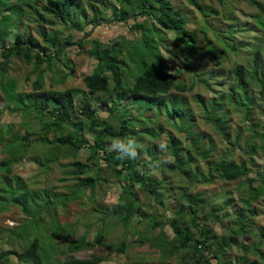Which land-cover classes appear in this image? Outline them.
<instances>
[{
	"label": "trees",
	"instance_id": "obj_1",
	"mask_svg": "<svg viewBox=\"0 0 264 264\" xmlns=\"http://www.w3.org/2000/svg\"><path fill=\"white\" fill-rule=\"evenodd\" d=\"M79 1L0 0V104L3 105L0 117L7 109L22 119H31L23 120L25 132L22 133L15 130L16 125L2 123L0 118V212L12 205L18 207L25 218L21 227L8 233L12 249L0 251V264L7 263L10 256H15L21 264H101L109 260L111 254L127 255L131 243L155 249L158 256L154 264H262L263 228L258 229L259 241L252 243L251 249L247 244H237L236 239L251 234V219L261 210H257L255 204L264 195V167L258 172L255 166L256 153L263 151L264 133L254 125V102L252 96H247L248 87L256 84L258 98L264 105V72L260 62L264 49V6L247 0L259 10L251 16L255 32L257 29L261 33L250 45V38L243 34L254 33L253 28L238 27L239 19L232 16L237 9H233L232 15H226L225 0H216L222 12L205 1L185 0L195 9L198 19L187 6L185 11L170 0H115L122 8L114 5L109 9L111 20L127 25L133 38L122 35L120 41L103 45L98 39L88 38L89 34L81 27L77 14ZM89 1L93 12L90 23L98 26L101 14L93 3L98 2L104 8L107 5L103 0ZM211 14L219 15L222 22L228 23L218 25L210 18ZM30 16L41 41L25 34L27 28L20 27L23 18ZM58 25L63 26L66 35L57 29L48 33ZM44 27H48L47 33ZM83 30V37L87 36L85 39L92 44L88 55L96 60V66L82 79L88 94L75 98L77 89L57 91L46 87L45 75L54 69V74L60 75V81L55 83H64L74 73L68 48L88 43L84 38L77 40V34ZM238 32L240 38H235ZM229 53L236 59L252 57V61L245 66L234 61L226 70L224 64ZM11 58H19L32 66L31 75L37 76L32 93L21 90L16 78L8 74ZM195 86L216 91L207 102L196 94L195 102L205 120L222 137L223 145L229 147L217 160L211 157L213 145L194 129L195 124L187 114L189 107L183 94L191 92ZM217 87H221V91H217ZM173 91L172 97H166ZM94 94L105 95L102 104L111 103L108 112L115 116L113 127L101 120V104L93 99ZM123 102H129L138 115H132L126 108L120 109ZM231 112H240L247 123L245 130L235 131L233 139L227 129ZM161 116L181 135V141L173 137L169 140L167 147L174 159L171 163L160 164L155 144L138 146L145 137H160ZM86 133L91 135V142L87 141ZM241 137L244 138L242 156L234 161L233 152L239 147ZM128 139L134 140L136 145L130 154L114 144L116 140L126 142ZM82 149L88 152L84 163L76 159ZM39 150L41 154L37 156ZM63 157L71 161L61 164L64 175L61 182L75 181L69 194L44 187L30 190L26 180L14 174L16 166L24 160L29 159L48 172ZM163 166L167 168L165 176L161 174ZM173 173L180 177L177 186L166 179ZM244 177L242 182L247 186L242 188L240 184L235 190L243 204L241 209H233L229 193L215 203L195 190L198 184L215 179L235 181ZM112 179L121 185L118 202L101 213V210L96 212L101 214L102 222L111 221L122 229L119 243L105 244L99 226L91 240L85 236L74 238V230L59 224L56 208L83 197L93 202L95 189L108 185ZM140 192L157 204L155 216L140 211ZM168 196H173L178 206L173 215L167 217L163 198ZM229 207L231 212L226 210ZM222 212L224 217H235V221L227 227L226 233L219 234L212 229V224L220 222ZM246 213L249 215L245 216ZM50 214L55 222L50 232L52 245L40 229ZM144 222L149 234L158 227L160 231L141 237L140 227ZM165 225L169 226L171 237L162 232ZM43 226L50 228L48 222ZM15 244H19L20 250ZM102 245L106 254L92 253L84 258L74 254ZM234 246L242 251L239 258L230 254ZM248 253L257 255L258 260H250ZM124 264H153V261L139 258Z\"/></svg>",
	"mask_w": 264,
	"mask_h": 264
},
{
	"label": "rangeland",
	"instance_id": "obj_2",
	"mask_svg": "<svg viewBox=\"0 0 264 264\" xmlns=\"http://www.w3.org/2000/svg\"><path fill=\"white\" fill-rule=\"evenodd\" d=\"M171 3L179 8H182L186 11L185 7L187 6L189 10H191L192 16H194L196 19H198V14L196 13L195 9L193 7L189 6L185 0H170ZM202 3L204 1L208 4V6L214 7L215 9L218 10V12H222L223 9L217 4L216 0H200ZM258 4H261L264 6V0H255ZM104 4L107 6L104 8V5L96 2L93 3L95 6H97V9L100 12V17H99V25L96 26L93 23H90L91 17L93 16L92 10L89 8L90 1L89 0H80L77 6V14L79 18V22L81 24V27L86 30V32L89 34L88 38L90 39H98V41H101L104 43L103 45L106 44V42H115V41H120L122 35H126L128 38H133V35L130 33L128 30V26L125 25L123 22L119 21H112L111 20V14L109 9L112 6H117V9H121L122 5L118 4L117 1L115 0H103ZM237 9V12L232 15L233 9ZM111 10V9H110ZM224 11L226 12V15L230 16H235L239 19V22H237L238 27L245 26L246 28L252 29L254 33H244L243 35L250 38V45L256 41L255 37H261V33L256 29L255 32V27L253 25V20H252V14L258 13V8L250 6L247 0H225V9ZM210 18L214 21L217 22L218 25L224 26L225 24L228 23L222 22L220 20L219 15H210ZM32 16L30 17H24L23 18V23L20 25L22 30H26L25 34H30V36H33L37 38L39 41H41V38L38 35V30L37 27L35 26L34 22L31 20ZM75 25L80 28V26L75 22ZM55 29H52L48 31V27H44L46 33L54 32L56 29L60 33H64V35L67 34V32H64L63 26L54 27ZM80 31V34H77V40L80 38H84L85 41L88 43L83 44L81 47H77L75 45L71 46L68 48V58L71 61V65L74 68V73L64 81V83H55V81H60V75L59 74H54V69L50 72H47L45 75L46 78V87L48 88H53L56 89L57 91H61L64 89H77L79 90L78 92H75L74 96L75 98H79L83 96L84 94H88L87 89L85 88L83 84V77L89 73L92 72V70L96 66V60H94L92 57L88 55L89 50L91 49V42L85 39L87 36L83 37L84 32ZM239 32L234 35V37H239L240 38ZM242 35V36H243ZM61 37V35H60ZM239 42V41H238ZM241 43V42H240ZM242 44H245L242 42ZM263 48H264V39L262 41ZM242 46V45H240ZM262 55L263 57L260 58L261 66L263 68L264 72V49L262 50ZM244 56H241V59H236L233 53H229L227 56V59L224 64V68L226 70L230 69L232 67V64L234 61L241 65H246L250 64L252 61V57L245 58L243 60ZM236 59V60H235ZM64 60V59H63ZM132 69L136 70L135 67H132ZM31 70L32 66L31 65H26L24 64L19 58H11V63L9 66V71L8 74L14 78H16L18 86L21 90H23L25 93H32V85L36 79V75H31ZM68 71V70H66ZM69 72V71H68ZM52 75V76H51ZM55 75V77L53 76ZM29 77V78H28ZM52 78V81H50ZM188 84V83H187ZM221 87H217V91H221ZM216 91L214 92H209L206 89H204L201 86H195L194 89L191 92H185L183 94V97L186 99L189 111L188 115L191 116V119L193 123L195 124L194 129L198 133H202L204 137L206 138L205 140H209V142L213 145V152L211 157L214 158V160H217L220 158L223 152H226L228 150V146L223 145L224 141L222 137L215 131L214 126L207 122L205 118L203 117L202 113L199 110V107L197 106V103L195 102V96L196 94H199L203 97L204 101L207 102L211 95H213ZM174 93L171 92L169 93L166 97H172V94ZM94 100L98 101L99 110H100V117L105 124L113 127L115 125V116L114 114H110L108 112V108L110 104H102L101 101L105 97V95L102 94H94ZM182 96V94H181ZM247 96H252L253 99V122L255 123L254 125L256 126L257 130L260 133H264V115L262 112H264V105L262 101L258 98V86L256 84H251L248 87V93ZM1 101V99H0ZM3 105L0 104V109ZM126 108L129 111H132V115H138L134 108L129 105V102H123L120 106V109ZM1 122L2 123H12L16 125L15 130L20 131L22 133L25 132L24 127L22 126L23 120L26 122H29L31 119L24 117V119L21 118V116L16 115L12 113L11 111L4 109L1 114ZM229 122H228V131L232 137L234 138V133L237 129L243 128L245 130L247 123L243 121V115L240 112L233 113L231 112L229 114ZM101 121V122H102ZM159 123L161 124L163 128V132L161 133L159 138L153 139V138H143L142 142L138 145L139 147H145L146 145H153L155 144L157 146V151H158V157H159V162L160 164L164 162L171 163L173 162V156L170 153V150L168 149L169 145V140L170 138H174L176 141H181V135L178 133L175 127H173L170 123H167V119L165 116H161L159 119ZM156 128V126H155ZM86 139L88 142H91V135L87 134L85 135ZM239 143V147H236L234 149V154H233V160H238L239 156H242L243 152V140ZM125 149V148H121ZM128 154L131 153L132 149L128 148ZM37 156L40 155L41 150L37 151ZM88 152L85 149H82L78 152V155L76 159L79 162H86ZM33 156V155H32ZM30 156V158H32ZM127 156V155H126ZM145 157L146 161H149V158ZM2 158V155L0 154V159ZM242 158V157H241ZM247 158L243 156V161H246ZM71 161L70 158H60L59 163H56L53 165L48 172L42 171L39 169V167L34 164L31 160L27 159L18 164L14 170V174H17L19 176H22L26 180V184L28 185L27 188L30 190H34L35 188H40L44 187L47 190H51L53 192L57 193H63V194H69L70 189L73 187L75 184L74 180H69L66 182H61V179L64 177L63 175V168L61 167L62 163H69ZM198 164L200 167H202V170L204 167L202 166L201 161H198ZM149 166V165H147ZM255 166L258 168V172L264 167V146H263V151H260L256 153V159H255ZM161 174H164V176L167 174V168L166 166L162 167ZM160 176V173L158 174ZM246 177L241 178L239 180L235 181H224V180H217L215 179L213 182L207 183V184H198L196 186V192H203L204 197H206L207 200L212 201V202H217L219 203L222 201L221 199L226 198L229 193V196L233 198V209H241L243 204L242 201L239 197V195L235 192L236 188L240 185H242V188L246 187L247 184L245 182H242ZM167 181L172 182L174 185H179L178 181L180 180V177L173 173L169 174V177H166ZM258 185L257 182L253 184L254 187ZM27 191V190H25ZM121 191V185H118L114 182V179L111 180V182L108 185L102 186L100 189L97 188L95 189L96 195L94 198L93 202H89L86 197H83V199L79 201H75L74 203H69L65 207H57L56 214L57 217L56 219L58 220L59 224L61 226H66L68 229L74 230L75 234L73 235L74 238H78L80 236H85L88 237L89 240H91L95 233L96 229L99 226L103 230V239L104 243L110 244L113 243L116 245V243H119V238L122 234L121 230L119 227L116 226V224L112 223L111 221H106L102 222L100 218L102 217L101 214H98V212L101 210L99 213L103 212L104 209H107L111 205L115 204L118 202V196ZM214 198V200H213ZM166 206V216H172L173 211L175 208L178 206L177 203L174 201L175 199L173 196H168L166 198H163ZM139 205L141 207V212H146L150 217L153 215L155 216L154 210L157 208V204L150 198L149 195L140 192L139 193ZM255 207L257 210L258 208H261L260 212L258 215L254 218L251 219L253 221V225L250 227L252 229V232L250 235L247 237L241 238L237 237L236 242L237 244H247L249 246V249L252 243H257L259 241V232L258 229L263 228L264 229V195L259 198L258 202L255 204ZM231 207L227 208V212L230 211ZM163 211V210H162ZM161 213V210H160ZM163 215V214H161ZM224 213L222 212L219 218L222 217L220 222L217 224H212V229L221 234V233H226L227 232V227L232 226L235 221V217H230L227 218L223 216ZM249 214L246 213L245 216H248ZM53 215L50 214L47 216V220L45 218V222L49 223L50 228H46L43 226L44 223H41L42 226H40V229H42L47 237L48 243L53 244V241L50 239L52 238L50 232H52V226L55 227V222L53 221L54 218L52 217ZM24 216L21 213V210L16 207L9 205L5 210L0 212V251H6L12 249L11 244L12 242L10 241V232L11 229L21 227V224L24 223ZM145 224V225H144ZM144 226L140 227V230L142 231L141 237H145L146 235L150 236L153 235L154 233L157 234L160 231V228H156L153 232L148 233L149 230H147L148 225L147 222H144ZM26 226V225H25ZM23 226L22 228H24ZM31 226V224L29 225ZM102 232V231H101ZM100 232V233H101ZM162 232L168 235L169 237L172 236L171 230L169 226L165 225L162 228ZM264 232V231H263ZM257 234H259L257 236ZM12 238V237H11ZM14 240H17L13 236ZM138 238V235L136 236L135 239ZM78 240V239H77ZM46 242V240L44 239ZM126 241L129 243L131 240H129V237L126 239ZM47 243V244H48ZM127 243V244H128ZM263 245H260V250L262 254H264V242H262ZM19 244H15V248L17 250H20ZM51 249L50 247H47ZM55 248V246H54ZM1 253V252H0ZM106 254V250L104 246H97L93 250H83L80 252L74 253L76 257L78 258H84L90 254ZM231 256L235 258L238 256V258L242 255V251H239L236 246L232 249L230 252ZM158 256V253L155 249L150 248L149 245H132V243L129 246L128 254H111L109 257V260L102 262L101 264H124L126 262L132 261V260H138L139 258H143L146 260H152L153 264ZM248 257L250 260L256 259L258 260V256L254 255L252 253H248ZM5 264H21L19 261L16 259L15 256H10L9 261ZM157 264V263H155ZM264 264V262H262Z\"/></svg>",
	"mask_w": 264,
	"mask_h": 264
},
{
	"label": "clouds",
	"instance_id": "obj_3",
	"mask_svg": "<svg viewBox=\"0 0 264 264\" xmlns=\"http://www.w3.org/2000/svg\"><path fill=\"white\" fill-rule=\"evenodd\" d=\"M134 140L132 139H128L126 142L125 141H121V140H116L114 142V144L120 148H125V149H128V148H131V149H135L136 145L133 143ZM132 157H135V156H132Z\"/></svg>",
	"mask_w": 264,
	"mask_h": 264
}]
</instances>
